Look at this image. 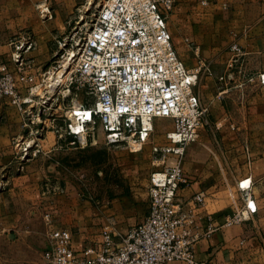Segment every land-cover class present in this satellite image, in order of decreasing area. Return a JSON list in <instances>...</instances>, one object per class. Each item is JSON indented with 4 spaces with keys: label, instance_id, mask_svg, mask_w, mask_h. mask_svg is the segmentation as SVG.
<instances>
[{
    "label": "built area",
    "instance_id": "obj_1",
    "mask_svg": "<svg viewBox=\"0 0 264 264\" xmlns=\"http://www.w3.org/2000/svg\"><path fill=\"white\" fill-rule=\"evenodd\" d=\"M180 1L97 0L90 21L81 15L73 33L58 40L55 65L39 70L29 56L37 46L35 33L9 39L10 63L0 65V102L14 106L24 126L41 123L17 139L21 159L41 151L40 140L50 129L59 139L88 145L96 141L100 128L109 143L138 152L151 142L157 119L173 122L165 132L166 144L152 146L155 161L164 167L150 177L146 216L120 240L111 221L100 241L82 248L75 247L69 229H51L42 254L45 264H216L197 260L194 253L195 242L205 235L197 229L196 211L204 205L206 193L201 191L186 202L179 194L192 182L182 165L187 147L210 124L209 107L193 90L197 74L210 68L202 61L188 68L169 27V14ZM37 8L44 20L53 19L47 0ZM231 49L234 57L244 55L237 44ZM55 71L62 74L50 84L49 75ZM260 78L264 84V73ZM81 89L84 98H72L68 107L66 99ZM171 154L174 158L168 162ZM230 196L234 202L239 196L243 204L222 226L242 223L257 213L251 177L240 180Z\"/></svg>",
    "mask_w": 264,
    "mask_h": 264
},
{
    "label": "rangeland",
    "instance_id": "obj_2",
    "mask_svg": "<svg viewBox=\"0 0 264 264\" xmlns=\"http://www.w3.org/2000/svg\"><path fill=\"white\" fill-rule=\"evenodd\" d=\"M40 1L0 0V32L10 38L33 32L57 51L58 40L64 41L73 33L79 17L90 21L97 8V0H47L54 17L44 20L37 8ZM168 22L187 67L194 69L202 61L210 68L197 74L193 86L209 107L210 124L202 128L200 143L194 144L195 159H189L187 149L182 165L188 169L193 163L212 162L222 170L243 154L242 150L231 152L237 149L236 144H250V134L256 130L251 131V121L257 117L264 122V84L260 78L264 73V9L237 8L234 0H181ZM258 37L262 48L255 52L250 46ZM235 44L244 55L234 57L231 47ZM54 60L52 57L44 67ZM231 60L233 66H229ZM77 92L66 99L68 107L72 98H84L83 89ZM21 119L18 134L8 143L9 152L0 153V163L7 157L6 162L11 160L15 165L0 173V264H45L42 254L53 227L69 229L75 247L82 248L100 240L104 226L111 221L120 240L146 216L150 177L164 167L155 161L152 146L166 144L165 132L172 129L171 120L157 119L151 142L138 152L109 143L100 128L96 141L88 145L72 138L59 139L50 129L40 140L41 151L21 159L17 139L26 136L29 127L35 130L41 124L27 127ZM258 132L264 142V126ZM173 158L171 154L167 161Z\"/></svg>",
    "mask_w": 264,
    "mask_h": 264
},
{
    "label": "crops",
    "instance_id": "obj_3",
    "mask_svg": "<svg viewBox=\"0 0 264 264\" xmlns=\"http://www.w3.org/2000/svg\"><path fill=\"white\" fill-rule=\"evenodd\" d=\"M237 8L264 9V0H234ZM177 13V12H176ZM9 35L0 32V65L9 64L12 47L9 44ZM37 46L29 56L37 65L36 70L44 67L56 51L51 50L46 39L36 36ZM261 38L253 39L250 49L259 52L262 48ZM254 114H251L253 117ZM5 120V121H3ZM261 120V122H260ZM21 116L16 108L7 100L0 102V153L9 152L8 143L12 136L18 134L21 128ZM264 126L263 119L255 117L251 121L250 144L239 146L235 151L242 150L243 154L234 157L231 163L222 170L213 166L212 162L206 165L193 163L192 168L184 170L192 177L189 186L180 190V199L184 202L195 194L204 191L205 203L198 212L197 229L203 235L194 244V253L199 261L213 260L216 264H264V142L260 137L259 127ZM204 136L203 131L200 133ZM199 140L187 147L189 159L194 160L193 155ZM235 146V145H233ZM246 148V150H245ZM0 163V173L8 167H15L12 161ZM194 162V161H193ZM9 163V164H8ZM207 166V167H206ZM251 177L253 182V195L257 203V213L249 220L232 226H222L227 216H230L243 204L239 198L237 202L230 196V192H237V184L240 180ZM56 227H53L54 229ZM102 237L100 238V240ZM98 240V241H100ZM174 264H185L175 262Z\"/></svg>",
    "mask_w": 264,
    "mask_h": 264
},
{
    "label": "bare ground",
    "instance_id": "obj_4",
    "mask_svg": "<svg viewBox=\"0 0 264 264\" xmlns=\"http://www.w3.org/2000/svg\"><path fill=\"white\" fill-rule=\"evenodd\" d=\"M91 2H92V0H91ZM55 74H56L57 76H56ZM61 74H62V71H60V72H58V71L51 72L50 75H49V79H48V81L50 82V84H53L54 80H55L56 78L60 77ZM52 75H54V76H52ZM50 91H51V90H50ZM51 92H52V91H51ZM76 103H77V102H76ZM77 104H78V103H77ZM76 108H77V106H76Z\"/></svg>",
    "mask_w": 264,
    "mask_h": 264
}]
</instances>
